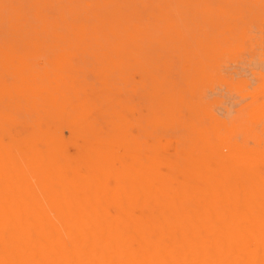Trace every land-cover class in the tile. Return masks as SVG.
Masks as SVG:
<instances>
[{"label":"rangeland","instance_id":"obj_1","mask_svg":"<svg viewBox=\"0 0 264 264\" xmlns=\"http://www.w3.org/2000/svg\"><path fill=\"white\" fill-rule=\"evenodd\" d=\"M53 141L98 175L110 152L112 168L144 158L162 174L187 158L191 176L177 180L192 187L194 215L211 220L220 203L230 226L239 200L255 203L259 242L243 252L260 264L264 0H0V173L58 175Z\"/></svg>","mask_w":264,"mask_h":264},{"label":"bare ground","instance_id":"obj_2","mask_svg":"<svg viewBox=\"0 0 264 264\" xmlns=\"http://www.w3.org/2000/svg\"><path fill=\"white\" fill-rule=\"evenodd\" d=\"M55 143L54 149L63 148L61 142ZM65 148L57 150L63 159L56 176L47 173L40 180L35 177L37 181L21 180L29 174L27 169L13 165L8 173H0V264H208L210 230L218 249L212 260L217 264H236L223 250L254 253L252 247L257 248L254 233L262 224L254 215L255 203L239 200L230 226L224 223L220 203L211 220L194 215L192 187L177 180L179 174L186 180L191 176L187 158L165 162L168 173L162 174L156 161L144 158L138 167L132 162L126 164L131 165L128 169L121 163L112 168L110 152L99 163L98 175L94 165L86 163L82 170L79 157ZM228 232L236 236L228 238ZM248 258L245 262H251L252 256Z\"/></svg>","mask_w":264,"mask_h":264}]
</instances>
